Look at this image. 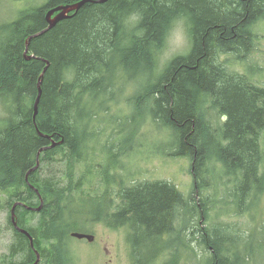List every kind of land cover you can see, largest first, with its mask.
<instances>
[{
    "label": "trees",
    "instance_id": "16d2710c",
    "mask_svg": "<svg viewBox=\"0 0 264 264\" xmlns=\"http://www.w3.org/2000/svg\"><path fill=\"white\" fill-rule=\"evenodd\" d=\"M80 1L31 3L19 10L17 18L0 23L3 208L12 211L19 202L39 208L44 202L38 212L23 206L16 210L18 224L34 238L32 248L30 240L14 230L18 244L12 251L27 253L18 264H35L33 249L47 252L42 254V264H70L69 240L82 231L76 220L81 216L111 229H125L132 264H238L239 251L227 236L237 241L243 235L231 234L225 226L206 227L203 221L211 222L219 203L227 213L231 206H236L238 214L257 210L264 195V87L229 72L221 60L222 56L243 57L252 51L257 37L254 28L264 20V0L87 3L33 38L28 55L36 58L27 60L26 43L48 28L47 13ZM179 21L186 25L190 52L160 68L167 40ZM46 61L50 65L42 79L35 124L34 104ZM127 83L142 86L131 100L137 113L135 122L151 117L150 128L173 135L174 156L192 162L191 197L167 181L128 178L131 184L116 192L115 203L111 186L116 177L112 180L110 173H103L107 190L101 196L83 189L94 173L93 164L81 171L98 138L94 127L120 102L116 97ZM205 98H211L228 117L218 135L201 113ZM53 144L41 153L39 168L31 172L38 165L40 150ZM106 152L109 163L103 172L123 168L121 144L106 146ZM213 162L220 165L222 175L232 177L229 190L224 188L229 185L225 176V185L220 187L229 201L205 193L209 186L202 184L208 181L203 177ZM59 165L62 173L57 170ZM185 215L192 219L190 235L179 223ZM27 216L37 222L28 226ZM9 223L12 225L11 213ZM256 229L264 236V224ZM197 247L210 257L198 254ZM182 250L188 251L187 263Z\"/></svg>",
    "mask_w": 264,
    "mask_h": 264
},
{
    "label": "rangeland",
    "instance_id": "374dc122",
    "mask_svg": "<svg viewBox=\"0 0 264 264\" xmlns=\"http://www.w3.org/2000/svg\"><path fill=\"white\" fill-rule=\"evenodd\" d=\"M45 1L5 0L0 2V23L17 18L16 14L19 10L31 5V3L40 4ZM254 33L257 37L249 55L241 57L237 54H231L222 56L221 60L224 61L229 72L247 76L248 82L264 87V20L254 28ZM190 43L184 21L175 23L167 40L165 52L161 57L160 68L175 57L188 54L191 48ZM141 78L143 79L142 76ZM140 88L142 86L139 85L138 87L134 83H127L123 93H121L122 95L118 93L116 97L120 98V102L112 107L104 122L100 120L96 123L94 129L98 133V138L96 143L92 145L91 159L88 163L81 165V171H86L87 165L93 164L94 173L86 179L83 189L87 192L96 191V194L101 196L107 190L103 173H110L112 180L116 177L111 186L115 203L118 201L116 192H119L123 186L129 185L128 178L136 179L137 182L167 181L176 185L186 196L191 197L194 183L191 171L192 162L189 159L174 156V149H171L173 135L171 138L168 133L158 134L157 128H150L151 117H148L147 120L141 119L140 123L135 122L134 117L137 113L131 100ZM201 113L205 123L211 127L213 132L217 135L220 134L219 131L226 121L222 120L223 113L214 105L211 98L204 99L201 104ZM125 141H127L126 144H124ZM112 144H121L123 154L120 160L123 168L119 167L116 171L111 169L103 172L109 163L106 146ZM261 147L262 171L264 172V133ZM214 163L208 165L207 175L203 177L208 181L202 182V184L209 186V190L205 193L213 199H219L220 196H223V199L229 201L231 199H228L227 195L221 194V191L224 193L223 189L220 190L226 181V179L223 180V176H227L222 175L220 165ZM57 170L62 173L63 167L59 165ZM230 178L232 177L227 180L229 185L224 187L226 190L232 187ZM4 202L5 197L0 195V264H18L24 260L27 253L25 251L14 254L12 251V248L18 244V238L13 226L9 223L11 210L3 208ZM219 204L221 205L214 207L211 222L203 221L204 224L206 223L205 226H213V228L225 226L231 234L243 235L237 237V241L233 236H227L233 239L236 244L234 247L239 251V254L236 255L239 257L238 264H264V236L255 231L257 230L256 227L264 224V195L259 209H252L244 214H238L236 206H231L230 212L227 213V208L222 207V203ZM102 206L106 207L107 205L103 204ZM25 220H27L25 223L28 226L37 222L36 218H33L35 221H32L30 216H27ZM76 220L82 227L81 232L95 236V240L90 242L86 239L80 240L72 237L69 240V254L72 256L70 264H132L130 246L127 240L128 234L125 229H111L102 222L88 221L84 216L78 217ZM72 221L75 219L73 218ZM179 223L185 227L186 234L190 235L193 231L192 219L185 215ZM251 234L252 238L248 239ZM245 238L248 241H245ZM197 252L201 255L205 254L207 258L210 257L209 252L203 248L197 247ZM181 254L187 263L189 261L188 251L182 250Z\"/></svg>",
    "mask_w": 264,
    "mask_h": 264
},
{
    "label": "water",
    "instance_id": "95a60500",
    "mask_svg": "<svg viewBox=\"0 0 264 264\" xmlns=\"http://www.w3.org/2000/svg\"><path fill=\"white\" fill-rule=\"evenodd\" d=\"M106 1H108V0H82L76 4H72V5H68V6H60L58 8L50 10L46 15L48 28L46 30H44L43 32H40L38 34L31 36L26 43V52H25L26 59L31 60L32 58H36L34 55H28V53L30 52V43H31V40L33 38H36L38 36L43 35L45 32L54 28L60 21L70 18L72 16L71 13L74 12L76 14L85 4H87V3H104ZM46 63H47V67L45 68V70L41 76V79L39 82V93H38V96H37L35 104H34V122H35V124H36L37 116L39 114V105H40L41 97L43 94L42 79H43L44 74L50 65V63L48 61H46ZM227 119H228V117L226 115H224L222 118L223 121H227ZM54 146H55V144H53V146H51V147H47V148L40 150L39 155H38V165L31 172L36 171L39 168V166H40L39 157H40L41 153H43L44 151H46V150H48ZM31 172H29L27 177H26L27 182H29V176H30ZM32 188L34 190H36V192L39 194V191H37V189H35L33 186H32ZM43 204H44V202L42 200L41 206L39 208H32V207L27 206L26 204L19 202V203H16L14 205V207L12 208V211H11V222L14 224L15 228H17L21 233L25 234L30 239L31 246L33 248H34V238L28 231H26V230H24L18 226L16 210L19 206H23L28 210L40 211L43 207ZM72 237H75V238L80 239V240L86 239L90 242H94V240H95V236L90 235V234H86V233L75 232L72 234ZM37 257L38 258H37V261L35 262V264H39V262L41 260L39 254H37Z\"/></svg>",
    "mask_w": 264,
    "mask_h": 264
},
{
    "label": "flooded vegetation",
    "instance_id": "af4514ba",
    "mask_svg": "<svg viewBox=\"0 0 264 264\" xmlns=\"http://www.w3.org/2000/svg\"><path fill=\"white\" fill-rule=\"evenodd\" d=\"M36 212H38V211H36ZM12 226H13V229H14L16 232L22 234V235L25 236L28 240H30L25 234L21 233L17 228H15V226H14L13 223H12ZM18 226H19L20 228L24 229L20 224H18ZM26 231H27V230H26ZM28 232H29V231H28ZM32 248H33V247H32ZM33 254H35V262L37 261V258H38V257H37V254L40 255L41 260H40L39 264H42V260H43V256H42V254H47V252L33 249ZM31 264H34V262H32Z\"/></svg>",
    "mask_w": 264,
    "mask_h": 264
}]
</instances>
